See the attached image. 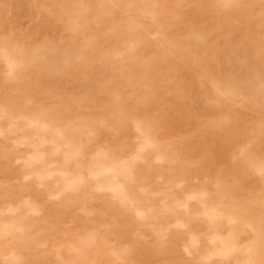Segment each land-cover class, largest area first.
<instances>
[{
  "label": "rangeland",
  "instance_id": "1",
  "mask_svg": "<svg viewBox=\"0 0 264 264\" xmlns=\"http://www.w3.org/2000/svg\"><path fill=\"white\" fill-rule=\"evenodd\" d=\"M0 264H264V0H0Z\"/></svg>",
  "mask_w": 264,
  "mask_h": 264
},
{
  "label": "bare ground",
  "instance_id": "2",
  "mask_svg": "<svg viewBox=\"0 0 264 264\" xmlns=\"http://www.w3.org/2000/svg\"><path fill=\"white\" fill-rule=\"evenodd\" d=\"M160 4V3H159ZM156 6V5H155ZM159 7V6H158ZM156 8V7H155ZM128 9V8H127ZM128 11V10H127ZM126 11V12H127ZM139 11V10H138ZM130 12V11H129ZM129 14V13H128ZM140 16V15H139ZM142 17V16H141ZM140 18V17H139ZM142 21V20H141ZM219 22V21H218ZM141 23V22H140ZM134 24V23H133ZM142 24V23H141ZM158 24V23H157ZM219 24V23H218ZM95 25V24H94ZM134 25H137V24H134ZM220 25V24H219ZM218 25V26H219ZM141 27V26H140ZM139 27V28H140ZM157 28L159 27L156 26ZM219 28V27H218ZM159 29V28H158ZM158 31V30H157ZM135 32V31H134ZM160 32V31H159ZM158 32V33H159ZM131 33V32H130ZM183 33V32H182ZM233 33V32H232ZM162 34V32H161ZM166 34V33H165ZM164 34V35H165ZM234 34V33H233ZM163 35V34H162ZM163 35V36H164ZM182 35V34H181ZM217 35V33H216ZM194 36V35H193ZM161 37V36H160ZM218 37V36H217ZM216 37V38H217ZM163 38V37H162ZM215 38V37H214ZM133 39H134V35H133ZM164 39V38H163ZM187 39V38H186ZM127 41V40H126ZM186 42V41H184ZM128 43V42H126ZM132 44V43H131ZM217 44V43H216ZM215 44V45H216ZM132 46V45H131ZM130 47V46H129ZM158 47V46H157ZM131 48V47H130ZM215 52V51H214ZM259 52V51H258ZM257 50L255 53H258ZM217 57V56H216ZM247 60V59H245ZM216 61V60H215ZM214 62V61H213ZM9 67H12L13 68V63L11 60H7V62ZM247 63V62H245ZM245 68V67H244ZM256 71V70H255ZM245 73V72H244ZM257 76V75H256ZM243 78V77H242ZM233 80V79H231ZM3 81V80H2ZM234 81V80H233ZM229 85V84H228ZM232 87V86H231ZM146 143H150L149 139H146ZM36 159H41V156H36ZM189 164V162H187ZM77 166V165H76ZM127 166L125 164H119V163H115L114 161H112L110 164H99L98 167L91 171V175L94 176V177H98V176H101V175H105V174H108L109 177L106 178L105 180L103 181H99L97 183V188L98 189H108L110 191H112L116 196L120 197L121 200H125V201H132L133 198L130 196V194L128 193L127 191V188H125V186L122 184V183H119L117 182V177L118 175L122 174L124 177H128L127 175ZM58 173L61 174V176H63L64 180H63V183H62V186L57 189L56 191H54L52 193V195L54 196H58L60 195L64 190L66 189H71V188H76L80 181H82V176L80 174H73L71 175L69 173V171L65 168H60V169H57L56 170ZM31 173V172H30ZM39 179L47 176L50 174V171H35L33 172ZM32 174V173H31ZM69 174L71 176H69ZM190 175V174H189ZM190 177V176H189ZM191 194V193H190ZM189 196V194H188ZM195 198V197H194ZM189 199H192L190 196H189ZM196 202V201H195ZM33 209V208H32ZM137 212H142V210L140 208H136ZM165 212V210H164ZM254 222V221H253ZM255 226V223L253 224ZM222 226V225H221ZM6 228V226H5ZM221 228V227H220ZM84 243V242H83ZM245 245L247 246V244L245 243ZM233 247L232 244H228L224 247V250L222 251V253H226L227 251H229L231 248ZM248 248V247H247Z\"/></svg>",
  "mask_w": 264,
  "mask_h": 264
}]
</instances>
